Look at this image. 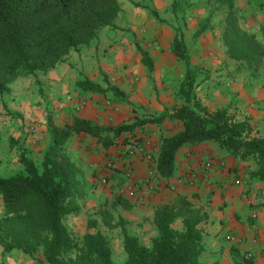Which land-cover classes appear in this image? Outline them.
I'll return each instance as SVG.
<instances>
[{
    "label": "crops",
    "instance_id": "obj_1",
    "mask_svg": "<svg viewBox=\"0 0 264 264\" xmlns=\"http://www.w3.org/2000/svg\"><path fill=\"white\" fill-rule=\"evenodd\" d=\"M117 1L120 11L113 23L98 29L88 43L81 44L77 49L70 51L63 62L43 75L42 81L46 92L63 100L58 105V108L62 110L60 115L64 112L71 113L75 117L86 118L102 126L114 124L126 118L128 115L125 103H123L124 106L120 102L114 107H109L106 101L101 100L103 92L83 90L78 86V82L82 79L101 85V74H107L108 79L112 78L109 84L111 86L113 84L123 86L128 83L131 87L134 84L132 99L141 112H171L180 106V99L177 106H172L174 101L169 99V94L175 92L176 95L186 68L184 65L181 67V59L177 58L172 51H161L163 49L161 43L163 34L169 45L175 36H181L188 49L189 37L195 27L193 24L183 26V22L177 19L173 24L179 23L181 32L175 34L173 29L167 25H161L152 14L155 9L158 17L165 16L171 19V15L165 14V11L174 0ZM150 10H152L151 13ZM194 19H196L195 15L189 14L188 21L192 23ZM136 41L148 52L151 76L155 77L159 88L162 89L163 85L165 86V90L161 91L160 101L156 100L154 92L149 96L147 89L149 91L148 85L152 84L148 77L141 75L143 71L139 64H135L139 60V55L135 52ZM234 61L238 63L237 66L245 64L242 61ZM197 62L199 61L194 59L193 63L197 64ZM125 64L129 66L126 68L128 70L126 73L123 71ZM200 66L204 65L200 63ZM210 66L207 63L206 68ZM214 66L219 70L212 77L203 82L197 81L195 92L201 104L210 112L225 109L235 119L248 121L252 128L250 135L264 138V68L255 72L247 65V69L217 64ZM162 80L163 85H161ZM103 82L108 84L106 81ZM27 85L24 83L20 87V102L11 106L13 109L23 110L25 105H28L18 121L20 126L18 134L23 133L22 135H25L24 133L28 130V120H33L35 123L44 117L43 110L46 104V100L31 104V100L27 98L30 91L27 92V89L23 88ZM9 99L12 98L8 93L0 98L1 112V106ZM36 100L40 101V97ZM79 101L85 104L80 112H76L74 106ZM38 126L42 127V124ZM179 128L178 126L172 133ZM68 140L69 151L74 154L79 153L78 157L84 156L81 158L82 164L86 165L85 163L88 162L87 167H90L82 181L86 184L87 195L84 196L86 199L83 198L84 193H81L80 189V195L77 198L79 209L65 219V224L73 236L82 237L87 232L99 231L106 237L108 243H121L123 248V231H125L135 236L139 243L149 245L158 235L153 223L155 211L161 206L173 205L180 199H185L193 209L203 215V220L199 224L203 243V250L199 256L201 264H244L242 258L246 252L252 253V264H264V181L251 175L257 168L253 160H243L233 156L213 140L186 144L176 153L173 174L170 177H158L163 185L161 190L147 195L144 183L148 181L146 176L153 167L151 161L143 155H136L129 161L126 159L128 144L135 139H128L125 145L100 147V152L110 154L106 158L100 156L97 159L90 154L96 143L95 137L79 133L73 134ZM145 147L146 151L150 153L153 151L152 155L155 154V150L150 151L146 144ZM115 150L117 153L113 156L111 152ZM78 157L72 158L77 167L79 166ZM109 161L115 162L116 166L113 169L108 166ZM128 163L132 167L133 177L136 179L140 192L146 195L140 203L128 201L130 203L128 207L123 205L124 207L119 208L121 204L110 206L116 198L111 201L112 196L118 197V188L125 180L123 172ZM93 170L96 173L95 177L89 175ZM189 171L196 174L194 180H185L174 190L167 188L168 182H172L177 176L183 174L186 176ZM79 175L78 181L81 187ZM101 177L107 178L105 185L100 183ZM81 198L83 199L80 200ZM107 202L109 206L106 205ZM1 208L0 194V210ZM103 211L110 213L111 227L104 223ZM253 211L257 215L255 218L251 216ZM89 220L95 222L91 227L88 226ZM173 227L181 228V218L175 220ZM228 232L233 233L239 242L235 244L227 241L225 235ZM1 263L45 264L41 249L33 255H27L15 249L3 252L0 245Z\"/></svg>",
    "mask_w": 264,
    "mask_h": 264
},
{
    "label": "trees",
    "instance_id": "obj_2",
    "mask_svg": "<svg viewBox=\"0 0 264 264\" xmlns=\"http://www.w3.org/2000/svg\"><path fill=\"white\" fill-rule=\"evenodd\" d=\"M232 1L220 0L228 8L221 32L227 56L256 72L264 67V38L257 39L239 25ZM119 11L117 0H0V94L20 70L45 71L63 62L70 51L88 43L98 29L112 24ZM185 48L182 37L175 36L172 53L187 59ZM143 57L148 64L147 54ZM196 85V71L188 67L176 93L180 106L150 119L155 123L168 119L180 127L161 139L156 157L158 175L173 174L181 146L213 140L233 156L253 160L257 168L251 175L264 181V138L251 136L249 122L235 119L225 109L210 112L197 97ZM78 86L89 91L108 90L88 79L80 80ZM48 128L50 141L38 165L22 150V170L0 174L3 252L15 249L33 255L41 249L45 264H201L203 243L199 224L203 215L185 199L155 211L153 223L158 235L150 245L139 243L135 236L123 231L122 262L112 259L110 245L101 232H87L81 239L75 238L65 219L79 209V168L65 145L73 134L98 137L105 127L76 116L63 125L50 123ZM131 128L106 130L117 134ZM117 204L130 205L120 196L110 206ZM178 218L180 229L173 227ZM103 221L112 226L108 211H103ZM94 223L89 220L88 226ZM242 259L244 264H252V260Z\"/></svg>",
    "mask_w": 264,
    "mask_h": 264
},
{
    "label": "rangeland",
    "instance_id": "obj_3",
    "mask_svg": "<svg viewBox=\"0 0 264 264\" xmlns=\"http://www.w3.org/2000/svg\"><path fill=\"white\" fill-rule=\"evenodd\" d=\"M233 9L236 13L239 25L247 30L250 33H254L257 39L262 40L264 38V0H233ZM227 6L222 4L220 0H174V2L169 5L166 9V13L171 15V19L164 16V18L158 17L157 12L153 9L152 14L155 18L161 23V25H167L171 29L175 31V34H179L181 32L179 23L173 24L177 19L183 22V26L187 24H193L195 28H193L194 32L189 37L190 47L186 49L187 59H181V64L183 67L187 69L193 68L196 71V83L203 82L206 79L212 77L217 69L214 64L227 66V67H237L238 69L244 68L247 69L245 64H240L241 66H237L238 63L234 60L230 59L226 53V46L223 43L221 38L222 26L224 22L225 15L227 13ZM152 10H150L151 13ZM149 12V11H148ZM189 14L195 15L196 19L191 23L189 20ZM198 16H197V15ZM172 21V22H171ZM162 47L164 50H168L171 52V45L165 40V35L163 34ZM187 47V46H186ZM139 43L135 42V52L139 55V60L135 62V64H139V67L142 68L143 73L141 75L148 77L150 80L151 86L148 85L149 91L147 89V93L150 95H155L156 100L160 101L162 99L161 91L165 90L164 81H161V85L163 88H159L156 83L155 77L153 78L150 74V65H147V61L144 59V53L148 54L146 50H144ZM172 54V53H171ZM149 57V56H148ZM194 59H197V64H194ZM139 62V63H138ZM202 63L204 66H200ZM207 63L211 66L206 68ZM244 65V66H243ZM129 67L128 65H123V71L126 73ZM264 68V67H262ZM51 69V68H50ZM185 69V70H186ZM49 69L36 70L33 73L27 72L25 70H20L19 73L8 83V89L0 94V98H2L6 93L9 94V101L3 103L2 112L0 111V174L8 175L22 170V166L19 162V155L22 150L26 153V155L32 159L35 164H39L41 160L42 153L44 149L47 147L49 143V132L48 127L50 123H54L57 125H63L65 123L71 122L75 116L73 114H68L64 112L63 115H60L62 110L58 108L60 102H62V98H55L54 94H50L46 92V88L44 86V82L42 81L43 75L48 72ZM125 75V74H124ZM127 76V75H126ZM107 74H101L100 81L101 85H103V92L101 100L109 101V107H114L117 103H125V107L127 108V117L122 120L115 122L114 124L107 125H98L100 127H105L104 130L101 131L100 136L95 137L96 143L94 148L91 149L90 154H93L94 158H100L108 156L110 153H105L103 151L100 152V147L109 148L113 145L119 144H127L128 139H138L143 145H147L150 151L155 150L154 153L157 157L158 148L161 143V139L165 136L170 135L173 130L178 128V124L175 121H170L168 119H164L159 123H155L150 121V119L158 117L161 113L155 112H141L139 107L135 104L132 96L134 95L132 92V87L134 84L129 87L128 83H125L123 86H116L115 89H110L111 84L108 79ZM121 78V76H120ZM128 80V77H126ZM103 81H106L108 84L106 85ZM28 83L26 87L27 92L30 91V95L27 96L29 100L32 102H42L46 100V104H44V117H41L40 121H35L36 127V135L31 131L27 130L25 135L18 134L20 130L19 120L22 115V112L28 107L25 105V109L16 110L11 106L12 104H18L19 96H20V87L22 84ZM11 85V86H10ZM34 87V88H32ZM125 87V88H123ZM127 87L129 89H127ZM12 94V95H11ZM136 94V93H135ZM147 94V95H148ZM174 94V95H173ZM40 97V101H37ZM169 99L173 102L172 106H177L179 104V98L175 92H170ZM28 100V102H29ZM100 100V101H101ZM30 104V105H31ZM32 106V105H31ZM124 106V104H123ZM38 124H42V127H39ZM132 126L131 129H126L124 131H118L115 134L113 131L106 130L107 127H116V131L122 127ZM17 133V134H16ZM69 141V140H67ZM65 149L71 159L78 157L79 153H72L68 149V142H66ZM102 150V149H101ZM153 152V151H152ZM151 152V157H154ZM116 150L112 151L111 154L114 156L116 154ZM81 154V153H80ZM82 156V155H81ZM78 157V167H79V178H80V189L81 193L83 192V198H85L86 192V184L82 181L85 179V173L90 167H87L82 164L81 158ZM105 167V166H104ZM119 171V169H116ZM122 174V173H121ZM124 174V172H123ZM91 177H95L96 173L93 171L89 174ZM122 176V175H121ZM124 179V177H123ZM82 182V183H81ZM122 182V181H121ZM105 185V184H104ZM120 184H118L119 186ZM92 186V185H91ZM117 196L113 195L111 201ZM81 198L80 200H82ZM86 199V198H85ZM109 206V202L106 203ZM107 207V206H106ZM120 207H124L121 204ZM78 240L81 239L80 236H76ZM111 248L112 259L115 262H122L125 258V252L121 246V243H109ZM150 245V243H149Z\"/></svg>",
    "mask_w": 264,
    "mask_h": 264
},
{
    "label": "built area",
    "instance_id": "obj_4",
    "mask_svg": "<svg viewBox=\"0 0 264 264\" xmlns=\"http://www.w3.org/2000/svg\"><path fill=\"white\" fill-rule=\"evenodd\" d=\"M154 43H157V42L154 41ZM150 46H151V43H150ZM105 103L108 105L109 101H106ZM84 104L85 102H80V101L76 103V105L74 106L75 111L80 112ZM27 128L29 131L34 133V135H36V127H35V123L33 120H28ZM144 148L147 150L145 145L141 144L140 142H136L135 140H131L126 149V159L127 161H129L132 157L136 155H143L144 158L151 161L153 167L152 169L149 170L146 176V178L148 177V181L144 183L146 194L149 195L153 192H157L161 190L163 185L161 184L158 178L160 176L158 175L156 171V158L151 157V153L146 151ZM108 166L111 169H113L116 166V164L113 161H109ZM124 176H125V180L121 183V186L118 188V196L122 197L123 199H126L127 201H133L135 203L142 202L146 194H143V192H140L136 179H134L133 177L132 167L129 163L127 164V167L124 170ZM195 178H196V174H194V172L192 171H189L186 176H184V174L181 176H177L172 182H168L166 186L169 190H174L176 189L177 185L184 183L185 180L192 181ZM99 181L101 184H106L108 180L106 177H101L99 178ZM251 216L255 218L257 216L256 212L253 211ZM225 239L235 244L239 242L238 238L231 232L226 233ZM243 258L247 260H252L253 255L251 252H246Z\"/></svg>",
    "mask_w": 264,
    "mask_h": 264
}]
</instances>
